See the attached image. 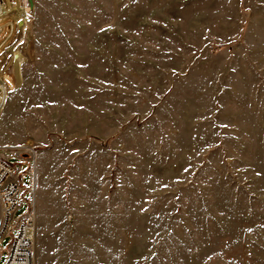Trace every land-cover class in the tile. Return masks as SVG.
Wrapping results in <instances>:
<instances>
[{
    "label": "rangeland",
    "instance_id": "1",
    "mask_svg": "<svg viewBox=\"0 0 264 264\" xmlns=\"http://www.w3.org/2000/svg\"><path fill=\"white\" fill-rule=\"evenodd\" d=\"M0 76L34 264H264V0H0Z\"/></svg>",
    "mask_w": 264,
    "mask_h": 264
},
{
    "label": "built area",
    "instance_id": "2",
    "mask_svg": "<svg viewBox=\"0 0 264 264\" xmlns=\"http://www.w3.org/2000/svg\"><path fill=\"white\" fill-rule=\"evenodd\" d=\"M29 152L17 159L22 161L23 165L29 164L27 173L32 177L30 180L32 188L36 181V153ZM25 179L26 173L22 170L16 171L9 159L0 158V254L5 251L3 240L9 234L16 232L3 264H34L33 216L30 212H26L15 219L22 192L21 183Z\"/></svg>",
    "mask_w": 264,
    "mask_h": 264
},
{
    "label": "bare ground",
    "instance_id": "3",
    "mask_svg": "<svg viewBox=\"0 0 264 264\" xmlns=\"http://www.w3.org/2000/svg\"><path fill=\"white\" fill-rule=\"evenodd\" d=\"M3 48L5 47L6 48H9V44H3L2 46ZM14 63L16 64V69L18 71V74H19V70H20V67H21V64H22V60L19 59V58H14ZM19 81H20V75H19ZM3 85H2V81H1V76H0V90L2 89Z\"/></svg>",
    "mask_w": 264,
    "mask_h": 264
}]
</instances>
